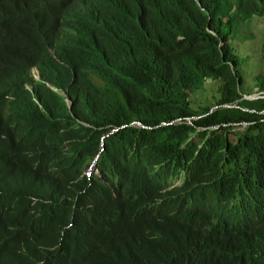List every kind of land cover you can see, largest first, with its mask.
Instances as JSON below:
<instances>
[{
	"label": "trees",
	"instance_id": "trees-1",
	"mask_svg": "<svg viewBox=\"0 0 264 264\" xmlns=\"http://www.w3.org/2000/svg\"><path fill=\"white\" fill-rule=\"evenodd\" d=\"M75 1L0 0V264H264V0Z\"/></svg>",
	"mask_w": 264,
	"mask_h": 264
},
{
	"label": "rangeland",
	"instance_id": "rangeland-1",
	"mask_svg": "<svg viewBox=\"0 0 264 264\" xmlns=\"http://www.w3.org/2000/svg\"><path fill=\"white\" fill-rule=\"evenodd\" d=\"M224 1V0H223ZM234 2L236 0H226ZM246 0H242V2H245ZM75 7L78 9V0L75 1ZM62 12H66L65 9H62ZM242 21V31H244L245 34H253L254 38L250 39L251 42L248 41H241L239 43L235 44L236 48H241L242 55L247 58V62L245 63V69H243V74L245 78V86L244 90L246 91H252L254 88L257 87V77L262 76L264 74V57L262 52V42L264 40V18H251V15L246 14L243 16ZM32 28L30 26H27L25 28L26 32H32ZM38 30L41 31V36L43 38H46L48 33L47 29L44 26L38 27ZM29 74L34 79H40V69L39 67L34 64L28 67ZM53 87V86H52ZM257 91L253 92H244L247 95H244L243 99L247 100H259L264 98V79H262L259 82V85L257 87ZM251 94V95H249ZM196 95V94H195ZM207 96V92L205 90L199 92L196 95V98L203 99ZM211 102V101H209ZM72 105V102H71ZM237 107V105H227V108H234ZM244 111H248V109H244ZM264 114V112H262ZM136 127L138 128H145V125L141 122H137ZM94 164L89 166L86 170V174L88 177H91L93 174L97 173V167L95 165L97 164V159L93 162ZM181 183V182H180ZM179 183V184H180ZM230 221L236 223L237 217L231 214ZM260 220L259 218H255V221L252 225V232L250 234L241 233L242 236H253L258 233H260ZM80 227L78 230H80ZM76 232H71L70 234L63 233L62 235H59L55 238V247L51 249L52 252L56 251H62L64 249V246L67 242H69L74 236ZM196 243V242H195ZM55 255H49L46 258V261L51 260ZM45 264V263H43Z\"/></svg>",
	"mask_w": 264,
	"mask_h": 264
},
{
	"label": "clouds",
	"instance_id": "clouds-1",
	"mask_svg": "<svg viewBox=\"0 0 264 264\" xmlns=\"http://www.w3.org/2000/svg\"><path fill=\"white\" fill-rule=\"evenodd\" d=\"M41 79V78H40ZM40 79H36V80H40ZM53 86V87H52ZM49 87L51 88V89H53V90H56L57 92H58V89L56 88V86H54V85H52L51 83H49ZM69 100V102H70V104H71V102H72V100H71V98H69L68 99ZM97 160H99V157L97 158ZM98 163H99V161H98ZM97 163V164H98ZM97 170H98V166H97ZM180 183V182H179ZM192 242H199L197 239H194Z\"/></svg>",
	"mask_w": 264,
	"mask_h": 264
},
{
	"label": "water",
	"instance_id": "water-1",
	"mask_svg": "<svg viewBox=\"0 0 264 264\" xmlns=\"http://www.w3.org/2000/svg\"><path fill=\"white\" fill-rule=\"evenodd\" d=\"M98 161H99V160H97V163H98ZM97 166H98V164L95 165V167H97Z\"/></svg>",
	"mask_w": 264,
	"mask_h": 264
}]
</instances>
